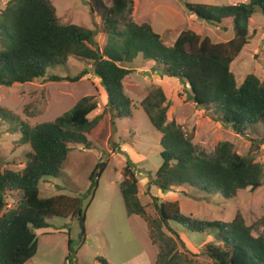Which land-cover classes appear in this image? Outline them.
Segmentation results:
<instances>
[{"label":"trees","instance_id":"trees-1","mask_svg":"<svg viewBox=\"0 0 264 264\" xmlns=\"http://www.w3.org/2000/svg\"><path fill=\"white\" fill-rule=\"evenodd\" d=\"M90 4L101 18L100 31L106 36L102 48L95 40L96 30L63 23L51 0H10L0 12V86L41 79L77 82L87 71L76 76L49 73L77 57L92 62L107 93L108 110L118 118H128L133 116V101L125 91L124 79L133 72L135 61L143 57L162 67L167 77L187 84L197 107L237 134L245 135L249 127L264 125V77L249 74L239 84L231 70L250 41L252 17L259 10L264 14V0L221 5L187 2L188 10L200 19L233 28L234 38L216 43L193 30H184L172 45H167L150 23L134 20V0H112L110 5L91 0ZM141 105L162 134L163 163L150 182L161 193L187 186L202 197L232 199L241 190L263 185L264 164L253 155L238 153L233 142L221 141L211 153L200 150L193 141L194 134L175 119L170 120V100L162 87H154ZM97 109L94 96H84L54 120L30 125L0 106L2 119L15 123L14 133L20 134V143L31 148L21 170L0 165V264H26L34 258L39 247L37 231L50 228L51 219L85 215L82 199L42 197L40 181L60 175L73 146L90 147L88 135L103 117L90 118ZM102 173L91 178L97 183ZM12 191L21 199L15 208L8 209L7 195ZM120 192L127 214L139 215L148 223L150 237L158 246L155 264L187 262L172 222L191 232L214 231L218 243H209L205 249L214 264H264V217L258 235L241 213L229 222L192 219L181 211L178 202L159 205V218H151L140 197V179L129 161ZM72 246L69 238L67 259L71 260ZM94 264L110 262L99 257Z\"/></svg>","mask_w":264,"mask_h":264},{"label":"rangeland","instance_id":"rangeland-1","mask_svg":"<svg viewBox=\"0 0 264 264\" xmlns=\"http://www.w3.org/2000/svg\"><path fill=\"white\" fill-rule=\"evenodd\" d=\"M9 1L0 0V12ZM51 1L63 23L96 30L98 45L101 48L105 45L106 36L100 31L101 18L92 11L91 0ZM111 1L104 0L108 5ZM247 1L134 0L133 18L140 24L150 23L167 45H172L184 30H193L216 43H226L234 38L233 28L225 29L200 19L188 10L186 3L221 5ZM250 37L249 43L231 65L239 84L249 74L264 77V14L261 10L252 17ZM91 63L71 57L65 67L49 71L50 74L62 76H76L87 71L77 82L41 79L0 86V106L30 125L54 120L69 111L84 96H94L98 102V109L90 115L91 119L103 114L98 128L88 135L90 147L73 146L60 175L44 177L40 181L42 197L64 195L82 199L85 234H82L78 217L51 219L50 228L37 231L39 249L35 260L38 264H65L71 261L67 259L69 238L73 241V264H94L99 257H110L121 264L144 249L152 251L151 243L148 242L150 234L147 221L139 215L127 214L120 192L127 161L136 169L140 179V197L151 218H159V205L178 202L181 211L192 219L229 222L237 213H241L247 225L253 227L254 235L262 232L264 183L256 190H241L232 199L214 195L202 197L187 186L176 187L166 193L151 186L150 182L163 163L162 134L152 125L141 103L154 87H162L170 100V120L175 119L188 133H193V141L200 150L211 153L221 141L228 140L235 144L238 153L253 155L263 164L264 125L249 127L245 135L237 134L230 126L214 121L210 114L199 109L191 100L187 84L178 78L167 77L162 73V67L158 68L157 64L143 57L135 61L133 72L124 79L125 91L133 101V116L118 118L108 110L107 93ZM14 125L0 116V165L21 170L26 163V153L31 148L20 143V134L14 133ZM101 171L103 173L96 183L95 178L91 177ZM20 199L17 191L9 192L8 209L15 208ZM172 227L180 234L179 250L187 257L186 264H214L205 255L209 243H218L214 231L207 230L202 234L191 232L173 222ZM154 249L158 254L156 244Z\"/></svg>","mask_w":264,"mask_h":264},{"label":"crops","instance_id":"crops-1","mask_svg":"<svg viewBox=\"0 0 264 264\" xmlns=\"http://www.w3.org/2000/svg\"><path fill=\"white\" fill-rule=\"evenodd\" d=\"M147 230L149 232L148 227H147ZM46 233H50V232H46ZM148 242L151 243L150 248L152 251L149 250L150 251L149 252L148 250L144 249V250H142V252H140V254L124 260L121 264H154L156 259H157L156 257L158 254H157V251H155V249H154V243L150 237L148 239ZM38 249H39V247H38ZM35 259H36V257L32 258L26 264H38ZM107 260L110 262V264H118L110 257L107 258ZM77 262H78V260H77Z\"/></svg>","mask_w":264,"mask_h":264},{"label":"water","instance_id":"water-1","mask_svg":"<svg viewBox=\"0 0 264 264\" xmlns=\"http://www.w3.org/2000/svg\"><path fill=\"white\" fill-rule=\"evenodd\" d=\"M80 223H81V228H82V234H85V215H82L79 217Z\"/></svg>","mask_w":264,"mask_h":264},{"label":"built area","instance_id":"built-area-1","mask_svg":"<svg viewBox=\"0 0 264 264\" xmlns=\"http://www.w3.org/2000/svg\"><path fill=\"white\" fill-rule=\"evenodd\" d=\"M66 264H73V261L68 260Z\"/></svg>","mask_w":264,"mask_h":264},{"label":"clouds","instance_id":"clouds-1","mask_svg":"<svg viewBox=\"0 0 264 264\" xmlns=\"http://www.w3.org/2000/svg\"><path fill=\"white\" fill-rule=\"evenodd\" d=\"M71 261H73V260H71Z\"/></svg>","mask_w":264,"mask_h":264}]
</instances>
